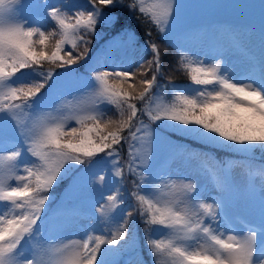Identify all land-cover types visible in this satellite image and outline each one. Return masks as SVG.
Returning a JSON list of instances; mask_svg holds the SVG:
<instances>
[{
	"label": "snow or ice",
	"instance_id": "obj_1",
	"mask_svg": "<svg viewBox=\"0 0 264 264\" xmlns=\"http://www.w3.org/2000/svg\"><path fill=\"white\" fill-rule=\"evenodd\" d=\"M30 6L28 0H0V149L6 138L11 145L6 154L0 150V208L11 206L0 214V264H104L102 256L113 249L102 245L119 246L138 220L145 224L148 259L141 254L134 264H264V208L258 215L248 209L255 219L242 229L233 225L235 203L226 210L221 198L236 189L227 165H205L216 179L211 195L195 177L179 184L163 179L173 162L191 156L182 140L199 145L205 160L214 159V151L264 153V65L257 74L251 59L236 74L227 43L207 45L196 30L176 32V0L45 3L52 31L24 14ZM116 8L133 14L142 36L122 28L91 55L99 29L117 24ZM157 41L175 50L188 85L161 84L166 51ZM121 49L130 55L116 63L113 53ZM46 62L55 68L44 71ZM66 82L80 86L59 91ZM169 88L175 102L153 108L157 89ZM73 121L77 126H70ZM257 175L264 192V162L249 182ZM65 181L64 194L81 182L88 190L110 184L91 207L103 222L122 220L110 237L86 234L82 245L46 247V222L62 214H47L48 205ZM169 231L170 239L157 238ZM225 231L233 234L225 239Z\"/></svg>",
	"mask_w": 264,
	"mask_h": 264
},
{
	"label": "rangeland",
	"instance_id": "obj_2",
	"mask_svg": "<svg viewBox=\"0 0 264 264\" xmlns=\"http://www.w3.org/2000/svg\"><path fill=\"white\" fill-rule=\"evenodd\" d=\"M60 2L62 0H28L31 6L25 9L24 14L41 24L43 17H46L43 5L47 3L59 6ZM145 2L151 3L152 0H145ZM174 26L178 33L196 30V39L203 41L207 45L227 43L230 47L228 59L236 74L243 73L251 59L257 65V74L258 67L264 65L263 0H176ZM128 56V52L123 49L113 53V59L116 63H121ZM79 86L66 82L58 86V88L59 91H66ZM171 98L169 100L165 95L155 97L153 108L156 103L160 102L165 104L174 103V92H172ZM68 99H71V97H68ZM70 126L77 125L73 121ZM10 147L11 145L7 142L6 138L3 148L0 150L5 151L6 154L7 149ZM204 157L205 154H191L190 157L176 160L166 170L171 175L165 176L163 178L164 181L176 184L188 183V180H183L182 178L195 177L204 188L206 195L213 194L216 179L210 172L205 171V165H216L212 159L205 160ZM259 165H253L254 172L258 170ZM246 172L247 167L245 165L235 164L232 167L231 173L236 189L223 191L221 196L226 210H230L235 203L230 215L232 216L233 225L238 230L243 228V222L255 219L248 209H251L258 215L261 209L264 208V192H262L259 186L261 178L258 175L255 176L253 178L254 188L253 190H249V176ZM109 188V183L105 182L101 186L98 182L94 189L88 190L86 184L83 182L79 187L71 190L59 207L62 214L58 217H53L50 222H46L44 230L49 235L48 247L55 249L62 247L64 244H72L75 241L80 242L82 245L83 240L87 238L86 234H91L93 237L96 235L110 237L111 233L117 230L119 223H122V220L116 217L115 221L103 222V217H94L91 211L94 201L98 200L102 193L108 194ZM157 188H163L161 181L160 186ZM5 211L11 212V206L0 208V214H3ZM107 211L111 212V206L108 207ZM73 223H75V226L69 227ZM232 234L231 231H225L224 238L227 239V236ZM170 238V231L160 234V239L167 240ZM129 244H131L129 248H133L135 240L132 239ZM109 248L113 250L106 251L102 256L104 263H113L118 257V254L114 251V246L102 245V249ZM194 248H197V246H194ZM133 255L128 250L124 254L121 264H134L136 260Z\"/></svg>",
	"mask_w": 264,
	"mask_h": 264
},
{
	"label": "trees",
	"instance_id": "obj_3",
	"mask_svg": "<svg viewBox=\"0 0 264 264\" xmlns=\"http://www.w3.org/2000/svg\"><path fill=\"white\" fill-rule=\"evenodd\" d=\"M264 1V0H263ZM71 3H83V0H62L59 5H67ZM113 14L118 17V22L115 25L114 28H101L99 29V35H97L91 45L92 53L91 55H96V53L103 49L106 45V43L110 40H112L114 37H116V33L120 31L122 28H129L132 31L136 32L137 35L142 36L143 34V28L141 25L137 23L135 20L133 14L129 12L126 8H116L113 10ZM41 26H43L47 31H52L54 28V22L49 20L47 17H43L41 20ZM118 38V37H116ZM54 43V42H53ZM157 43L161 44L162 50L166 51V58H165V75L161 79V84H164L167 80L171 79L174 81L177 85H188L190 83V78L188 77L187 71L182 67V65L177 64L176 61L178 57L176 56L175 50L168 48L166 44H163L161 41H157ZM197 50V49H194ZM50 51V46H49ZM130 55V53H128ZM127 59V58H126ZM55 68V65L52 63H45L43 65L44 71H51ZM59 71V69H56ZM111 84H115V81H110ZM121 87H127V85H119ZM172 89L169 88L167 90H161L157 89V95L154 96L153 99V105L155 101V97H159L160 95H165L168 97L169 100L172 98ZM171 102V101H170ZM139 103V102H137ZM152 105V106H153ZM113 119H119V115L112 116ZM144 122L147 123V118L144 119ZM127 135V133H125ZM182 143L184 146H187L190 148L191 154H206V152L200 150V146L192 143L188 140H182ZM204 152V153H203ZM211 156L214 157L212 159L217 164V161L222 162L223 164L227 165L230 170H232V167L235 164H243L246 167H248L247 175L250 173V171L253 169L254 164H260L264 162V153H261L258 149L255 151V153H234L229 151H214L211 153ZM130 157L128 156L127 148L125 147L124 151L121 154V163L125 165V175L128 176L127 173V163L129 161ZM138 179V178H137ZM82 183V182H81ZM80 183V184H81ZM250 183V190L254 188L253 184ZM67 186V181L64 183L56 185V187L53 190V196L55 197V200L53 202H50L48 205V212L56 210L59 207L60 202L63 201L64 196H66L69 192H65V188ZM78 185H75L73 188H75ZM124 186L127 190V192H131L133 190V182L131 178H126L124 182ZM160 186V180H157L155 182V187ZM72 188V189H73ZM71 189V190H72ZM228 191H232V188L226 189ZM254 192V191H253ZM252 192V193H253ZM64 194V196H63ZM131 203H136L137 207H139L138 202L136 201H130ZM147 206L145 205V208ZM147 218V217H145ZM134 230H132L131 235L126 238V240L121 241L119 246H114L115 253L118 254V257L114 260V262H105L104 264H121L122 258L124 254L127 253L129 250L131 253H133V257L135 260H137L141 254L143 255L144 259H148V252L147 248L145 246V238H144V229L145 224L138 220L137 224L134 225ZM136 228V229H135ZM165 234V233H164ZM133 236V238H132ZM157 238L160 239V235L157 236ZM134 239L135 240V246L133 248H129L131 244L130 241Z\"/></svg>",
	"mask_w": 264,
	"mask_h": 264
}]
</instances>
